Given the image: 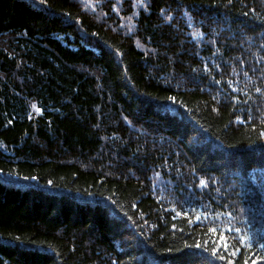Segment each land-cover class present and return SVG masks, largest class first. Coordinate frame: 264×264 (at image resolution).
Returning a JSON list of instances; mask_svg holds the SVG:
<instances>
[{
  "label": "trees",
  "instance_id": "1",
  "mask_svg": "<svg viewBox=\"0 0 264 264\" xmlns=\"http://www.w3.org/2000/svg\"><path fill=\"white\" fill-rule=\"evenodd\" d=\"M261 243L264 0H0V264Z\"/></svg>",
  "mask_w": 264,
  "mask_h": 264
},
{
  "label": "snow or ice",
  "instance_id": "2",
  "mask_svg": "<svg viewBox=\"0 0 264 264\" xmlns=\"http://www.w3.org/2000/svg\"><path fill=\"white\" fill-rule=\"evenodd\" d=\"M44 2H45V0H40V3H44ZM139 2L142 4V3H143V0H139ZM171 99L174 100L175 98H171ZM37 111L39 112L40 110L37 109ZM201 184H204V181H201ZM178 215H179V213H178ZM251 246H252L251 243H249L248 247L251 248ZM260 247H261L262 249H264V243H261ZM222 248H223L225 251H228V250H229V246H228L227 244H222ZM236 254H237L236 251H233V252H232V255H233V256H235ZM213 255H216L218 259H221V260H224V259H225V256H224V255L218 254V253L215 252V251L213 252ZM261 259H264V257H262ZM229 264H232V261H229ZM244 264H248V261L245 260V261H244ZM252 264H257V262H256L255 260H253V261H252Z\"/></svg>",
  "mask_w": 264,
  "mask_h": 264
}]
</instances>
